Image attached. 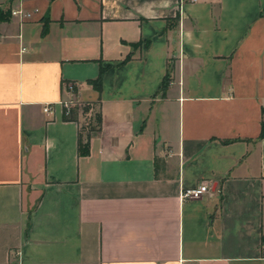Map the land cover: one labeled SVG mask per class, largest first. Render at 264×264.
Returning a JSON list of instances; mask_svg holds the SVG:
<instances>
[{"label":"crops","instance_id":"0c3cea01","mask_svg":"<svg viewBox=\"0 0 264 264\" xmlns=\"http://www.w3.org/2000/svg\"><path fill=\"white\" fill-rule=\"evenodd\" d=\"M0 7V264H264V0Z\"/></svg>","mask_w":264,"mask_h":264},{"label":"trees","instance_id":"16d2710c","mask_svg":"<svg viewBox=\"0 0 264 264\" xmlns=\"http://www.w3.org/2000/svg\"><path fill=\"white\" fill-rule=\"evenodd\" d=\"M10 12L11 11L9 8L3 9L2 7H0V21L7 20L10 17ZM134 45L135 44H133L132 46H134ZM130 58H131V53H129L125 57L124 61L129 60ZM105 68L106 67L100 65L99 73L96 76V78L88 80V83L91 84L92 87L94 89H96L97 91H100V89H101V79H102V74L105 71ZM167 83H168V78L165 75V77L163 78L161 89H164L166 87ZM74 91H76V87H74ZM74 111H75V107L71 108L69 114H66L65 109H63V114L65 116V119L72 118ZM262 115H263V120L261 121V132H260L259 138H264V109L262 110ZM100 120H101L100 114L97 113V115L95 117L96 125H94V126L91 125V126L87 127L84 135L82 132L79 133L78 141H77V152L79 155L84 156V155L88 154L89 138H90L91 134L95 133L98 130ZM262 243H264V232L262 234Z\"/></svg>","mask_w":264,"mask_h":264},{"label":"built area","instance_id":"2783aa9c","mask_svg":"<svg viewBox=\"0 0 264 264\" xmlns=\"http://www.w3.org/2000/svg\"><path fill=\"white\" fill-rule=\"evenodd\" d=\"M184 0H181V3ZM22 11L18 10H12L11 14L12 15H17V14H21ZM25 15H27V13H25ZM74 84L73 83H67L66 84V88L67 91L70 93V95L72 96L74 93ZM61 103L63 104V108L65 109V113L69 114L71 108H73L74 106H76V102L75 101H67V100H63L61 101ZM43 111L45 112H49L50 111V107L48 105H45L43 107ZM210 190V186L206 183V182H201L199 185L192 187V188H186L181 190L179 197L181 200H188V199H194V198H198L200 196H202L203 194H207L209 193Z\"/></svg>","mask_w":264,"mask_h":264},{"label":"rangeland","instance_id":"374dc122","mask_svg":"<svg viewBox=\"0 0 264 264\" xmlns=\"http://www.w3.org/2000/svg\"><path fill=\"white\" fill-rule=\"evenodd\" d=\"M63 100H67V101H74L75 98L72 95H65V99ZM76 109L78 110H82L81 111V115H82V119H81V127H88L89 125H94V121H95V117L97 115V106L92 104V103H80L78 104L76 102V106H74Z\"/></svg>","mask_w":264,"mask_h":264}]
</instances>
